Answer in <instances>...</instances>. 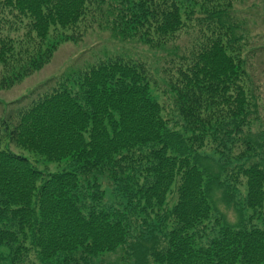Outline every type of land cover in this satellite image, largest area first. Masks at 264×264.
I'll return each mask as SVG.
<instances>
[{
  "label": "trees",
  "instance_id": "16d2710c",
  "mask_svg": "<svg viewBox=\"0 0 264 264\" xmlns=\"http://www.w3.org/2000/svg\"><path fill=\"white\" fill-rule=\"evenodd\" d=\"M244 1L0 0V62L22 63L33 47L13 82L97 26L165 51L174 103L167 118L145 62L108 57L4 116L0 264H113L106 259L116 253L126 264H264L255 61L264 44L240 22ZM31 158L63 168L42 171ZM102 179L116 185L120 207L104 204ZM238 186L246 194L234 201ZM215 187L241 217L250 209L248 220L213 223Z\"/></svg>",
  "mask_w": 264,
  "mask_h": 264
},
{
  "label": "rangeland",
  "instance_id": "374dc122",
  "mask_svg": "<svg viewBox=\"0 0 264 264\" xmlns=\"http://www.w3.org/2000/svg\"><path fill=\"white\" fill-rule=\"evenodd\" d=\"M238 11L240 22L246 23L249 28V33L254 38V44L257 46L259 44H264V0H245L243 3L238 5ZM5 36H14L10 29H5ZM16 39H17V33ZM20 34V33H19ZM77 34V33H76ZM78 35V34H77ZM20 36H23L20 34ZM34 41L38 40V35L36 34ZM186 40H181L180 44H185ZM33 47H28V49L23 48L21 59L22 63L13 64V56L6 57L5 60L0 62V120L4 116L9 117L13 115L17 109L23 108L26 104L35 99L39 94L54 88L55 85L61 81V79L72 71H77L84 67L87 63H92L98 59H104L108 57H122L124 59L138 60L145 62L150 68L154 75L156 82H152V94L155 99L163 106V115L172 117L174 103L173 93L171 91L170 82L168 81L167 75L162 72V67L164 65L165 51L160 49H155L150 45H145L138 39L128 38L123 39L119 36H113L111 31H106L105 29H99L97 26L91 28L88 32L86 31L81 37L77 38L75 41H64L54 57L50 59L49 62L43 64L42 67L37 69V71L32 72L29 75H20L18 79L13 82L12 76L17 74L25 66L27 68L26 57L31 56V50ZM16 53V52H15ZM28 58V62H29ZM46 61V60H45ZM257 62L258 73L256 79L258 84L264 90V65L260 64L264 61V50L258 53L255 58ZM149 69V71H151ZM5 79L9 80L6 81ZM263 83V85L261 83ZM264 95V94H263ZM261 103V102H260ZM261 113L264 115V104H260ZM172 110V111H171ZM171 114V116H168ZM182 125V122L179 121ZM176 124L174 120L170 123L171 126H175L177 129L182 130V126ZM258 125L253 126V134L258 132ZM29 157V154L27 155ZM32 162L40 170L56 171L61 170L63 167L57 164H45L43 162H37L35 159L31 158ZM233 167V166H231ZM101 185L103 191V202L105 205L118 206L122 203V198L116 193L117 187L111 181L107 179L101 180ZM239 192L235 193L234 201H241L245 196V187L238 186ZM212 205L213 211L211 215V220L213 223L221 221V223H230L232 226L238 224L241 220H248L251 213L245 205L244 216L239 215L241 210V205H236L234 202H226L223 198L221 190H212ZM245 217V218H244ZM0 251L7 252L6 247H1ZM121 254L116 253L107 256L106 261L114 262L116 264H126L124 260L121 259ZM122 261L124 263H122ZM113 263V264H114ZM1 264H5L2 262Z\"/></svg>",
  "mask_w": 264,
  "mask_h": 264
}]
</instances>
